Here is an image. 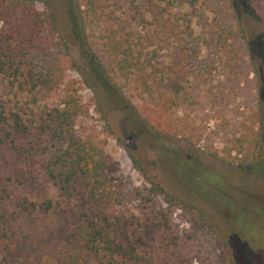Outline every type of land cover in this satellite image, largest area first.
I'll return each instance as SVG.
<instances>
[{"label":"rangeland","instance_id":"obj_1","mask_svg":"<svg viewBox=\"0 0 264 264\" xmlns=\"http://www.w3.org/2000/svg\"><path fill=\"white\" fill-rule=\"evenodd\" d=\"M127 3L104 0V22L95 43L108 50L112 41L120 42V53L112 56L118 58L129 36L137 43V56L138 47L146 43L144 35H155L165 48L154 57V66L135 67L128 81L115 77L108 82L105 91L123 102L120 107L106 117L100 113L96 93L81 74L88 70V59L73 44L70 56L59 65L55 97L42 90L34 103L33 94L0 73V115L21 112L37 126L39 117L56 103L77 96L83 105L77 135L103 147L109 159L108 186L96 204L124 218L144 255L154 248L163 255L161 246L173 237L180 243L176 256L160 264H264V17L250 0H235L246 43L223 45L213 33L217 25L237 27L230 0H160L161 9H167L164 28L158 22L131 20ZM186 21L191 22L189 28ZM24 143L29 148L25 157L9 142L0 145L3 177L22 180L12 184L5 179L0 190L5 186L14 198L27 196L37 203L63 201L60 186L36 160L35 135ZM132 154L142 160L149 178L196 201L205 214L177 208L168 227L172 233L158 232L149 219L166 206L164 196L151 200V184L136 168ZM76 187V203L83 206L88 189L84 184ZM16 201L0 202V219L19 212ZM17 228L31 263L48 246L47 220L25 217ZM15 246L0 244V264H26L12 253Z\"/></svg>","mask_w":264,"mask_h":264},{"label":"trees","instance_id":"obj_2","mask_svg":"<svg viewBox=\"0 0 264 264\" xmlns=\"http://www.w3.org/2000/svg\"><path fill=\"white\" fill-rule=\"evenodd\" d=\"M127 1L130 19L143 24L158 22L164 28L167 9H161L160 0ZM230 1L237 27L217 25L214 39L223 45L236 40L246 43V28L239 18L235 0ZM103 2L0 0V73L19 89L33 94L34 103L39 101L42 90L55 97L60 87L61 60L70 56L71 45L78 44L88 59V70L81 72L82 77L96 93L98 109L106 117L108 112L123 103L105 91L108 82L115 77L128 81L135 67L142 66L143 70L149 65L154 66V57L165 47L158 44L155 35H144L146 43H139L140 56H137L134 53L137 43L134 37L129 36L128 41L125 40L127 44L124 42L126 49L122 50V57H112L120 53V42L112 41L105 50L94 41L96 31L104 22ZM250 5L264 17V0H250ZM186 23L189 28L191 22ZM135 58L138 62L133 63ZM109 74H113L112 77ZM115 92L122 95L119 88ZM82 112L80 99L71 94L39 117L37 126L35 121L25 119L21 112L1 113L0 145L9 142L14 152L25 157L29 148L24 141L35 135L36 160L43 171L58 183L65 199L58 203L50 199L37 203L27 196L14 198V194L3 186L0 202L17 200L15 206L19 212L10 217L3 215L0 219V244L15 242L12 253L26 264H160V260L170 263L180 247L178 238L170 237L166 245L161 246L163 255L159 248L144 255L124 218L112 216L96 204L101 202V196L105 194L102 190L108 186L106 171L109 159L103 147L84 141L77 135L76 127ZM131 156L136 168L151 184V200L164 196L166 206L149 219L158 232L172 233L168 227L177 208L184 211L196 209L205 214L196 201L173 194L149 178L142 160L134 154ZM256 167H260L259 163ZM5 179L12 184H22L19 177L9 174L4 178L0 172V186ZM76 184H84L88 189L83 206L76 203ZM33 216L46 218L49 236L47 248L29 263L30 254L21 245L23 239L17 226L25 217ZM159 218H164L165 222ZM24 244H28L27 240Z\"/></svg>","mask_w":264,"mask_h":264}]
</instances>
